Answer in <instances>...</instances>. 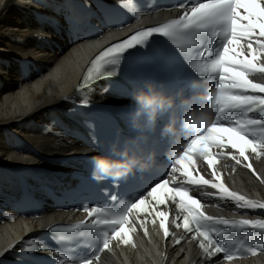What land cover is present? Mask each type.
Masks as SVG:
<instances>
[{
  "label": "snow or ice",
  "instance_id": "snow-or-ice-1",
  "mask_svg": "<svg viewBox=\"0 0 264 264\" xmlns=\"http://www.w3.org/2000/svg\"><path fill=\"white\" fill-rule=\"evenodd\" d=\"M117 6L129 10L128 5L122 0H117ZM174 7L183 10L180 18L139 31L129 39L107 48L92 62L82 83L87 85L89 81L110 77L112 70L107 69V66H117L124 51L145 45L154 34L168 38L180 49L185 67L194 69L200 77H212L217 81L218 87H214L210 98L212 109L216 110V122L208 126L203 135L192 138L187 143L186 150H182L183 154L177 156L174 161L176 166L181 165L185 158H190L194 146L204 142L198 155L212 167L213 178L206 179L203 174L196 178L191 171L170 164L172 171L170 179L175 181L176 174L181 173V182L169 187V179H164L162 183L156 181V186L147 191V197L155 205L173 203L180 213H184L182 217L177 215L174 218L175 227L193 233V238L197 235L203 237L199 247L207 256L223 253L224 259L232 260L233 255L229 249L213 238L214 232L217 235L220 233L214 228L207 227L208 224L229 226L230 221L206 215L201 211L204 207L201 199L194 198L189 192L192 190L190 186L210 188L216 190L207 193L210 197L232 201L238 208L264 209V202L248 199L230 191L214 167L219 157L224 155L223 150L227 148L238 149V156L230 157L236 164L241 163L240 158L245 161L249 159L246 152L259 154L264 151V84L249 78L254 74L264 75V63L259 60L260 57H264V0H191V3H181ZM241 9L244 15H241ZM242 21L247 23H241ZM168 55L171 57L172 54ZM187 85L188 82H185L184 86ZM252 113H256L258 118H248ZM217 124L221 126L217 127ZM224 124L229 126L224 127ZM256 128L259 129V135ZM213 148L221 151L214 154L211 151ZM245 167L252 169V164H246ZM158 190H161L160 195L157 194ZM142 196L144 192L112 207L104 204L84 206L83 210L88 212L89 217H95L92 220V231L55 238L57 243L69 244L81 236L91 235L94 242L98 243L93 254L83 259L59 251L58 264L98 262L99 254L109 249L111 239L121 235L124 225L129 223V216L133 210L139 213L142 205L145 209L151 207L146 199H141ZM111 199L116 200V196L113 195ZM156 215L160 219L164 235L169 236L171 233L167 224L168 212L157 210ZM235 223L242 228L264 230V220L243 219ZM76 227L83 228L84 224ZM52 231L55 233L59 230L54 228ZM35 239L24 241L19 251L21 253L45 251L47 245L36 244L33 242ZM177 243L179 244L180 240H177ZM249 251L255 254L257 249L252 247ZM40 260V257H35L33 264H39Z\"/></svg>",
  "mask_w": 264,
  "mask_h": 264
},
{
  "label": "bare ground",
  "instance_id": "bare-ground-1",
  "mask_svg": "<svg viewBox=\"0 0 264 264\" xmlns=\"http://www.w3.org/2000/svg\"><path fill=\"white\" fill-rule=\"evenodd\" d=\"M96 1L0 0V157L9 166H39L49 157L80 149L57 128L51 105L74 90L89 56L100 44L86 42L71 52L54 31L62 28L64 15L72 10L94 17ZM25 70L29 81L23 77ZM108 92L109 87L101 83L81 96L101 99ZM16 144L23 148L17 150ZM251 186L264 195L259 183L253 181ZM26 229L20 221L1 225L0 251ZM154 263L160 264L158 259Z\"/></svg>",
  "mask_w": 264,
  "mask_h": 264
},
{
  "label": "clouds",
  "instance_id": "clouds-1",
  "mask_svg": "<svg viewBox=\"0 0 264 264\" xmlns=\"http://www.w3.org/2000/svg\"><path fill=\"white\" fill-rule=\"evenodd\" d=\"M190 87L193 95L185 96L183 89L169 94L157 85L149 83L134 91L129 97L128 107L132 110L131 125L134 129L147 127L155 131L160 116L172 113L168 122L160 129V136L167 140L164 156L168 159L176 156L185 138L199 133L211 120L212 93L206 91L199 80L194 79ZM178 97H182L179 106L177 105ZM179 108L184 109L183 114H179ZM112 150L116 151L115 145ZM120 155L128 158L114 159L109 155L93 156L91 158L92 178L98 182L106 179L118 182L136 171L145 172L158 163L160 152L155 149L151 151L147 161L137 155L129 156L127 149L120 152Z\"/></svg>",
  "mask_w": 264,
  "mask_h": 264
},
{
  "label": "rangeland",
  "instance_id": "rangeland-1",
  "mask_svg": "<svg viewBox=\"0 0 264 264\" xmlns=\"http://www.w3.org/2000/svg\"><path fill=\"white\" fill-rule=\"evenodd\" d=\"M2 160L6 161L7 159H2V158L0 157V161H1V162H2ZM6 162H8V161H6Z\"/></svg>",
  "mask_w": 264,
  "mask_h": 264
}]
</instances>
